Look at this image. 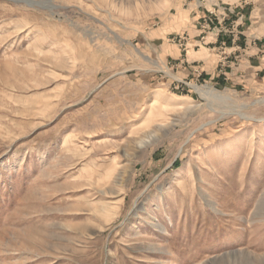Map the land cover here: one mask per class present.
Returning a JSON list of instances; mask_svg holds the SVG:
<instances>
[{
    "label": "rangeland",
    "instance_id": "1",
    "mask_svg": "<svg viewBox=\"0 0 264 264\" xmlns=\"http://www.w3.org/2000/svg\"><path fill=\"white\" fill-rule=\"evenodd\" d=\"M0 264H264V0H0Z\"/></svg>",
    "mask_w": 264,
    "mask_h": 264
},
{
    "label": "bare ground",
    "instance_id": "2",
    "mask_svg": "<svg viewBox=\"0 0 264 264\" xmlns=\"http://www.w3.org/2000/svg\"><path fill=\"white\" fill-rule=\"evenodd\" d=\"M196 90L206 94V95H214V96H217L216 93H214V89L213 88H210V87H198V86H194ZM241 116H244V114L240 113ZM69 143L68 142H64V147L65 149H69Z\"/></svg>",
    "mask_w": 264,
    "mask_h": 264
}]
</instances>
